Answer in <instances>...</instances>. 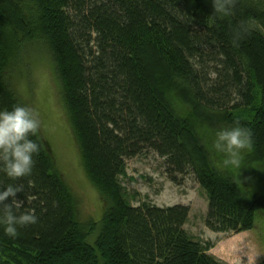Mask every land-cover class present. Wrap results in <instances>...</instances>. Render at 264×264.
Here are the masks:
<instances>
[{
	"label": "trees",
	"instance_id": "1",
	"mask_svg": "<svg viewBox=\"0 0 264 264\" xmlns=\"http://www.w3.org/2000/svg\"><path fill=\"white\" fill-rule=\"evenodd\" d=\"M216 3L219 11L213 0H0V110L24 106L9 74L27 46L42 44L84 173L104 202L91 239L96 223L79 221L39 133L31 174L0 172V190L23 188L18 212L37 216L15 237L0 226V264H226L184 229L187 205H132L118 180L125 160L149 149L172 178L190 173L205 191L209 230H249L264 209V185L244 183L253 168L264 177V0ZM235 122L252 134L240 173L201 134Z\"/></svg>",
	"mask_w": 264,
	"mask_h": 264
},
{
	"label": "rangeland",
	"instance_id": "2",
	"mask_svg": "<svg viewBox=\"0 0 264 264\" xmlns=\"http://www.w3.org/2000/svg\"><path fill=\"white\" fill-rule=\"evenodd\" d=\"M261 30L264 34V29ZM9 81L24 106L31 107L38 113L42 125L40 134L57 171L76 199L79 221L85 224L89 221L96 223L94 231L89 235L92 239L100 225L104 202L84 173L77 142L47 49L38 43L27 46L23 63L11 71ZM218 129L201 131L203 140L213 155L216 153L212 149V141ZM245 154L246 151L243 157ZM118 180L124 196L132 205L142 201L157 206L176 203L187 205L189 211L184 229L196 240L212 242L213 246L208 252L224 263L259 264L264 258V209L255 212L253 227L249 230H209L204 224L207 207L205 191L190 173L172 178L166 170L164 158L149 149L127 158L124 173ZM244 183L248 187L252 185V188L257 185L256 189L259 190L264 185L261 169L253 168L250 175L244 178Z\"/></svg>",
	"mask_w": 264,
	"mask_h": 264
},
{
	"label": "clouds",
	"instance_id": "3",
	"mask_svg": "<svg viewBox=\"0 0 264 264\" xmlns=\"http://www.w3.org/2000/svg\"><path fill=\"white\" fill-rule=\"evenodd\" d=\"M214 11H219L213 0ZM38 113L31 107L16 105L0 110V172L11 180H18L31 174L34 155L39 153L37 142L41 131ZM251 130L235 122L215 131L212 149L220 156L223 167L240 173L243 166V153L251 148ZM36 137L37 139H33ZM19 185L7 184L0 190V202L12 197L11 205L5 204V211L0 214V226L9 237L18 235V228L37 222L33 209L18 212L22 201L15 199L16 193L22 191Z\"/></svg>",
	"mask_w": 264,
	"mask_h": 264
}]
</instances>
